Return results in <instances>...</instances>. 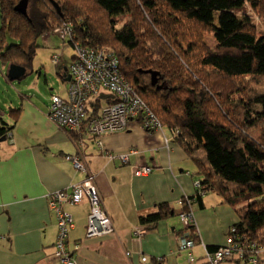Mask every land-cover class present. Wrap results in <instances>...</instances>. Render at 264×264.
Returning a JSON list of instances; mask_svg holds the SVG:
<instances>
[{"label":"trees","instance_id":"16d2710c","mask_svg":"<svg viewBox=\"0 0 264 264\" xmlns=\"http://www.w3.org/2000/svg\"><path fill=\"white\" fill-rule=\"evenodd\" d=\"M20 1H27L25 15L14 10ZM253 13L263 18L259 23L264 26V0H0V61L7 65L6 80L10 66L24 68L27 76L37 41L45 34L72 50L77 43L110 55L117 74L161 126L170 129L197 168L193 182L199 187L183 200L180 212L161 205L159 212L141 219L149 225L144 230L169 216L203 210V199L212 192L236 213L229 241L252 246L241 261H233L251 264V255L264 250V32L258 34ZM63 26H69V38L55 33ZM194 49L203 52L197 57L199 69L194 61L186 62ZM147 71L158 73L156 86ZM69 87L66 82L64 100ZM99 90L79 128L63 130L71 140L82 130L89 133L103 107L122 101L103 84ZM11 108L0 107V140L13 129L4 116ZM141 119L140 114L133 120ZM258 128L257 139L259 133L253 132ZM66 205L78 204L65 202L61 209ZM181 232L199 243L195 226ZM219 248L206 247V253ZM66 250L75 253V247Z\"/></svg>","mask_w":264,"mask_h":264},{"label":"crops","instance_id":"0c3cea01","mask_svg":"<svg viewBox=\"0 0 264 264\" xmlns=\"http://www.w3.org/2000/svg\"><path fill=\"white\" fill-rule=\"evenodd\" d=\"M61 59L56 74L66 85L64 74L69 65ZM26 77L21 76L19 81ZM35 87L38 90L37 84ZM26 90L19 94L20 105L4 115L13 129L0 142V264H60L55 255L57 227L49 196L73 189L85 181L87 174L93 176L99 188L113 233L87 238L88 199L85 197L76 206L66 205L63 210L74 224L68 233L67 248L72 251L79 246L73 254L75 264H189L188 252L179 249L185 227H177L178 216L159 221L141 237L135 235L138 229L149 226L141 224L143 217L159 212L161 205L178 214L183 206L178 201L195 191L197 168L174 138L166 143L169 131L164 127L162 131L146 132L133 120L119 133L94 137L82 130L71 140L48 118L51 96L66 98V88L64 94L51 89L44 98L46 103L30 93L29 85ZM17 108L18 112L14 110ZM124 155L126 162L117 158ZM68 156H79L87 171L76 170ZM143 166L153 170L139 177L136 169ZM203 201L205 208L192 213L199 243L191 252L197 264L205 247L228 243L227 232L237 221L223 219L222 211L228 205H221L215 193H208ZM210 208L213 213L204 215ZM215 221L217 227L213 230L217 229L218 235L214 231L206 233ZM259 254L257 264H264V250Z\"/></svg>","mask_w":264,"mask_h":264},{"label":"built area","instance_id":"2783aa9c","mask_svg":"<svg viewBox=\"0 0 264 264\" xmlns=\"http://www.w3.org/2000/svg\"><path fill=\"white\" fill-rule=\"evenodd\" d=\"M68 31L69 26H63L60 29H56L55 33L61 34L60 37L63 39L64 37H70ZM72 56V61L67 72V82L70 83L67 99L64 100L58 96H53L49 105L48 118L59 129L71 132L79 128L86 113L90 112L88 109L89 102L97 96L100 91L99 85L103 84L109 90L115 91L118 98H122V101L101 109L98 119L90 124L88 130L90 135L93 134L92 136L98 137L104 134L125 131L129 121H132L140 114L142 115V119L139 124L144 130H163L160 122L153 117L144 103L126 85L124 77L117 74L115 61L111 59L110 55H105L103 50L87 49L76 43ZM1 115L3 114L0 112ZM97 145L100 146L101 142L97 141ZM107 155H109L110 159L114 158L110 154ZM117 158L123 162L127 161L125 155L118 156ZM67 160L72 163L76 170L82 172L87 171V167L79 156H68ZM152 170L151 167L143 166L137 168L136 174L139 177H143L149 175ZM198 187L199 183L195 182L194 188L197 189ZM72 190L73 193L69 196L62 191L54 192L50 194L48 200V205L56 214L58 221V231L54 246L56 249L55 255L60 264H75L72 252L66 250L67 236L69 230L73 228V223L71 215L61 209L62 204L65 202L76 205L84 197L88 198L90 212L86 225L87 238L100 237L113 233L111 219L104 209L102 195L93 176L87 174L85 181L73 187ZM183 202V200L178 201V204L182 205ZM178 218L184 227L192 225V213H180ZM144 229L145 227L138 229L135 235L141 237L144 234ZM195 245L193 240L187 237H182L179 240V249L188 252L189 264H197L191 252ZM78 248L79 246L76 245L75 251ZM249 248H252V246L237 245L229 240L226 245L220 247L214 254L206 253L205 247L204 257L199 264H222L226 263L227 260L233 261L237 258L240 259L243 257V251ZM260 251L262 252L263 250L255 251V254L251 255L249 263L257 264V257L260 255Z\"/></svg>","mask_w":264,"mask_h":264},{"label":"rangeland","instance_id":"374dc122","mask_svg":"<svg viewBox=\"0 0 264 264\" xmlns=\"http://www.w3.org/2000/svg\"><path fill=\"white\" fill-rule=\"evenodd\" d=\"M252 17L254 18V21H256L255 23H257L258 34L260 31L264 32V26L260 25L259 23L260 21L259 19L262 20L263 18L255 13H253ZM195 33L198 34L197 32ZM37 43L39 45V48L36 49V56L34 57L32 61L31 71L29 72V75H27V77L22 81L9 82L8 80H6L4 73H3L4 72L3 69L7 71V65L6 66L3 65L2 67V62L0 61V107L3 108L4 110L20 105V95L19 94L21 91L26 92L28 85L31 88L30 93L33 94V96H36L37 99H41L45 103L46 101L44 100V98L46 95L50 93L51 89L54 93L64 94L65 92L66 85L63 79L57 76L56 72L58 70V67L56 65H59L58 55L62 56L61 61L62 63L66 64L65 66L70 65L71 56L73 54V50L71 46L61 45L59 43V40L51 34L40 37ZM200 53L201 55L203 54L202 51L194 49V53L188 56V60L186 59V62L190 63L191 61H194V67L195 68L198 67L199 69L198 59L201 56L199 58L197 57H198V54ZM201 69L202 68H200V71ZM157 78L158 76L156 77V79ZM35 84L38 85V90L36 89ZM239 112H240L239 110L234 111V115ZM228 113L229 114L227 115L231 114L230 111ZM140 128L143 131H146L141 126ZM167 130L169 131V136L167 137L166 141L169 142V140L173 138L174 135L173 133H171L170 129H167ZM258 130L261 131V129L258 128V129H255L253 133L258 134L259 133ZM255 138L257 139L261 138V134L259 133L257 136H255ZM211 199H213V197H211ZM211 210H212L211 208L207 209L204 215L213 213L212 212L213 210L212 211ZM222 213L224 214L223 219L226 218L228 220H231V218L233 219L236 218L237 220L234 209L229 205L226 206V209H224ZM201 216L203 215L201 214ZM202 222L206 224L207 220L202 219ZM212 224H210L209 227H207V229L205 230L206 233H209L210 231H214L218 235L217 229L213 230V227H217V222L215 221ZM177 227L183 228V225L182 223H180V221L177 223ZM222 264H240V263L227 260L226 263H222Z\"/></svg>","mask_w":264,"mask_h":264},{"label":"water","instance_id":"95a60500","mask_svg":"<svg viewBox=\"0 0 264 264\" xmlns=\"http://www.w3.org/2000/svg\"><path fill=\"white\" fill-rule=\"evenodd\" d=\"M26 3L27 1H20L14 8V10L17 13H21L22 15H25V11H26ZM25 69L18 67V66H10V68L8 69L7 75L9 77L10 82L13 81H18L20 79L21 76H24L25 74ZM145 74H149L150 75V82L152 86H156L157 85V81L158 79H156V77L158 76L157 72H152V71H147L145 72ZM161 88L160 86H157V89ZM5 141V138H2L0 140V142Z\"/></svg>","mask_w":264,"mask_h":264},{"label":"clouds","instance_id":"9594fccd","mask_svg":"<svg viewBox=\"0 0 264 264\" xmlns=\"http://www.w3.org/2000/svg\"><path fill=\"white\" fill-rule=\"evenodd\" d=\"M222 247V246H221Z\"/></svg>","mask_w":264,"mask_h":264}]
</instances>
